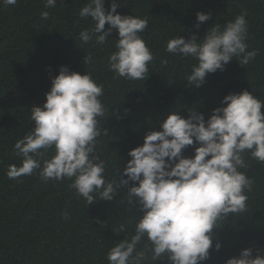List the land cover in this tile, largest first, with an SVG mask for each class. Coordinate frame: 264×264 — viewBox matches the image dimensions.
<instances>
[{
    "label": "trees",
    "instance_id": "16d2710c",
    "mask_svg": "<svg viewBox=\"0 0 264 264\" xmlns=\"http://www.w3.org/2000/svg\"><path fill=\"white\" fill-rule=\"evenodd\" d=\"M124 2L117 0L120 15L148 18V28L141 36L154 60L144 81L127 80L109 71L107 58L116 51L117 30L103 45L96 44L95 38L88 44L80 41L81 31L95 27L91 18L79 16L89 0H57L53 8H45L44 0H17L15 4L0 0V264H109L107 253L134 234L143 214L128 204L127 188L112 201H100L94 194L97 198L90 206L67 178L45 182L39 170L17 180L8 178L9 166L22 162L15 143L35 127L30 111L46 102L51 80L61 66L81 75L90 73L103 85L100 99L106 111L98 118L102 134L97 138L95 155L105 162L109 180L120 168L122 173L131 159L128 153L143 145L146 133L161 130L160 123L169 112L177 111L187 119L193 110L207 120L222 106L225 96L244 90L253 91L264 101V0ZM110 3L105 0L106 10ZM45 11L49 17L42 19ZM197 12L211 14L199 28ZM242 12H247L248 51L258 50V55L247 65L233 59L223 72L208 74L201 87L189 86L186 77L196 61L167 52V42L175 37H203L213 24L227 23ZM108 27L106 24L105 30ZM86 55L92 57L91 63L84 60ZM54 154L50 149L44 159ZM193 155L194 147L183 151L185 158ZM244 160L247 168L241 171L254 181L251 191L246 192L247 211L229 214L214 229L213 248L202 264H226L247 248L253 249L255 258L256 249L264 250V163L248 152ZM119 179L120 175L117 182ZM121 225L123 232L119 231ZM144 243L147 240L138 247ZM216 243L221 245L219 251L214 250Z\"/></svg>",
    "mask_w": 264,
    "mask_h": 264
},
{
    "label": "clouds",
    "instance_id": "9594fccd",
    "mask_svg": "<svg viewBox=\"0 0 264 264\" xmlns=\"http://www.w3.org/2000/svg\"><path fill=\"white\" fill-rule=\"evenodd\" d=\"M4 2L15 4L17 0ZM56 4L57 0H44L45 8ZM104 5L105 0H89L80 8L79 16L95 23L93 29L80 32V41L88 44L95 38L96 44L103 45L117 30L116 51L107 58L109 71L127 80H146L148 65L154 60L141 36L148 28V18L120 15L117 0H111L108 10ZM246 16L247 12H242L227 23L213 24L203 37H175L167 42V52L196 61L186 77L189 86L201 87L208 74L223 72L233 59L241 65L255 59L258 50L248 51L246 42ZM41 17L47 19L49 13L42 12ZM210 18V13L197 12L196 27ZM106 24L109 27L105 30ZM84 60L91 63L92 57L86 55ZM51 85L43 106L30 111L34 129L14 145L22 162L9 166L8 178L17 180L37 170L45 182L67 178L72 181L70 187L90 206L95 204L94 194L100 201H112L127 188L128 204L143 214L138 217L134 234L107 253L109 264L206 261L213 248L214 229L229 214L247 211L246 192L251 191L254 181L241 169L247 168L246 152L264 163V101L253 91L244 90L225 96L222 106L207 120L193 110H189L187 119L177 111L169 112L160 123L161 130L146 133L143 145L128 153L131 159L122 173L120 168L109 180L105 162L95 155L97 138L102 134L98 118L106 111L100 99L103 85L97 84L90 73L81 75L66 66L60 67ZM103 134L108 131L103 129ZM188 147H194L191 158L183 156ZM50 149L55 154L44 159ZM130 182L132 186L128 187ZM124 230L121 225L119 231ZM145 240L147 243L138 247ZM220 247L216 243L214 250ZM256 253L253 258V249H244L226 264H264V250L256 249Z\"/></svg>",
    "mask_w": 264,
    "mask_h": 264
}]
</instances>
